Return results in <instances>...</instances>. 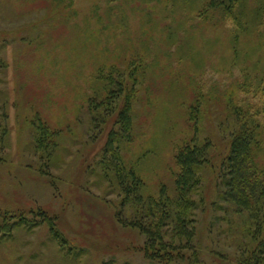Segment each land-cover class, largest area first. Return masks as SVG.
Segmentation results:
<instances>
[{
	"label": "rangeland",
	"instance_id": "rangeland-1",
	"mask_svg": "<svg viewBox=\"0 0 264 264\" xmlns=\"http://www.w3.org/2000/svg\"><path fill=\"white\" fill-rule=\"evenodd\" d=\"M255 5L0 0V264H247L252 219L224 199L222 164L242 110H264ZM113 132L119 162L104 160ZM194 142L208 145V161L191 194L188 243L176 227L175 156ZM130 171L141 203L127 197ZM162 191L176 211L167 222L149 205ZM140 220L189 247L148 257Z\"/></svg>",
	"mask_w": 264,
	"mask_h": 264
},
{
	"label": "trees",
	"instance_id": "trees-1",
	"mask_svg": "<svg viewBox=\"0 0 264 264\" xmlns=\"http://www.w3.org/2000/svg\"><path fill=\"white\" fill-rule=\"evenodd\" d=\"M239 2L240 0H210V6L229 13ZM243 4L242 8H245ZM255 12L259 18H264V0H256ZM257 110L255 108L242 110V124L238 132L234 134L229 155L222 164L223 184L226 189L224 199L236 208L237 213L242 214V217L247 216V220L252 219V222L246 224L249 226L248 231H251L255 237L256 245L250 252L248 260L245 261L247 264H264V110L261 109L260 112ZM120 123L124 128H130V105L120 113ZM113 134L115 133H112L105 147L104 160L108 157L107 155H110L119 162L118 150L114 148ZM207 151L208 145H197L194 142L179 149L175 156L179 169L176 178L177 199L173 203L177 209L176 227L179 237H188L186 239L188 243L193 238V232L189 228L190 220L187 213L196 205L191 199V194L201 184L198 170L208 161ZM104 164L109 166L108 162ZM129 175L132 177V184L125 189L127 197H133L136 202L141 203L143 201L140 196L142 180L133 171H130ZM164 199H166L163 202L164 206L160 207ZM168 201L165 191H162L159 201L150 199L149 205L153 218H156L157 213L163 210L166 212L160 221L167 222L172 219L176 211L172 214L168 211ZM42 216L46 218L45 214ZM48 221L53 224V220L48 219ZM28 223V225L33 224V222ZM23 224L27 225L26 219L12 223L11 226L3 225V227L9 230ZM133 226L139 227L148 236V257L151 255L152 258L159 260L174 258L173 252L168 250L172 248L173 251L178 252L177 258H179L181 250L189 247L185 244L174 246L165 243L161 229L146 226L142 220L134 223ZM54 236L56 239L61 238L58 232H54Z\"/></svg>",
	"mask_w": 264,
	"mask_h": 264
}]
</instances>
